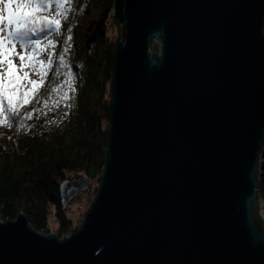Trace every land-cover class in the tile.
<instances>
[{
    "label": "water",
    "instance_id": "1",
    "mask_svg": "<svg viewBox=\"0 0 264 264\" xmlns=\"http://www.w3.org/2000/svg\"><path fill=\"white\" fill-rule=\"evenodd\" d=\"M113 21L97 190L62 237L0 219V264H264V0H113Z\"/></svg>",
    "mask_w": 264,
    "mask_h": 264
},
{
    "label": "trees",
    "instance_id": "2",
    "mask_svg": "<svg viewBox=\"0 0 264 264\" xmlns=\"http://www.w3.org/2000/svg\"><path fill=\"white\" fill-rule=\"evenodd\" d=\"M72 11L62 23V33L53 36L63 45L66 30L73 29L72 50L66 56L76 76L77 105L68 132H59L49 108L42 102L21 109L42 112L18 130L0 125V219H15L24 213L30 225L41 233L59 237L69 234L74 221L70 204L86 196L92 200L104 168L107 148L110 84L117 27L113 21V0H73ZM54 16V13H42ZM65 77H49L50 86ZM48 91L40 99L48 96ZM51 101L49 107L51 109ZM82 177L86 188L66 208L60 204L59 186L64 180ZM257 216L264 226V145L258 158ZM82 192L83 195H82ZM49 217L51 222L49 223Z\"/></svg>",
    "mask_w": 264,
    "mask_h": 264
},
{
    "label": "snow or ice",
    "instance_id": "3",
    "mask_svg": "<svg viewBox=\"0 0 264 264\" xmlns=\"http://www.w3.org/2000/svg\"><path fill=\"white\" fill-rule=\"evenodd\" d=\"M72 3L73 0H0V125L17 124L18 130L24 129L27 121L42 112L41 108H32L21 114V109L33 100L51 110L49 101L53 93L60 95L59 100L52 101L57 107L61 100L74 99L68 92L61 94L65 86L69 92L76 91V76L64 71L70 68L66 56L72 50L73 29L66 30L64 46L59 52L56 51L59 41L50 38L62 33V21L72 11ZM53 11L54 16L42 14ZM42 41L47 44L41 46ZM50 76L65 79L52 86L41 101L40 89Z\"/></svg>",
    "mask_w": 264,
    "mask_h": 264
},
{
    "label": "rangeland",
    "instance_id": "4",
    "mask_svg": "<svg viewBox=\"0 0 264 264\" xmlns=\"http://www.w3.org/2000/svg\"><path fill=\"white\" fill-rule=\"evenodd\" d=\"M2 7V6H0ZM15 7V6H14ZM54 13V11L52 12ZM5 15H7V12L5 11L4 13ZM65 20L62 21V23ZM6 24V21H5ZM114 37L116 38V31L113 33ZM53 39V38H51ZM47 44V41H42V45L44 46ZM16 63L19 65V60L16 61ZM28 69H25V71H27ZM33 79H37L38 77L36 76H32ZM49 86H50V80L48 78L45 86L43 88L40 89V95L46 91L49 90ZM74 86L76 88L75 93L69 92L67 86H65L63 89H61V94L63 92H68L69 96H74L73 100H68V101H60L59 106H55L52 101L54 100H59L60 99V95L53 93L52 97H51V112H52V116H53V124L56 125V127L58 128L57 130H59V132H68L71 131L69 130L70 128V122L73 119V110L77 105V86H76V80L74 82ZM35 102V100L32 101L33 104ZM66 104H71V107H66ZM7 126V125H4ZM84 192H82L83 195ZM93 198V197H92ZM90 205V200H88V198H86V196H82V198L78 199L77 201L73 202L70 204V212H69V217L74 221V224L76 227H78L83 219V215L86 211V209L88 208V206ZM261 216L264 217V212H261ZM51 217H49V223L51 222ZM53 233V232H51ZM70 233V232H69ZM68 235V234H67Z\"/></svg>",
    "mask_w": 264,
    "mask_h": 264
}]
</instances>
